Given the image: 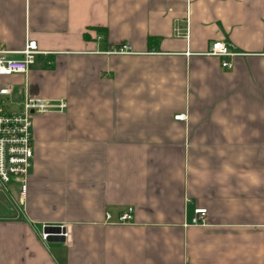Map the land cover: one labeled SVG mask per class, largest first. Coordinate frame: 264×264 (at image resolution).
Instances as JSON below:
<instances>
[{
    "label": "crops",
    "instance_id": "crops-1",
    "mask_svg": "<svg viewBox=\"0 0 264 264\" xmlns=\"http://www.w3.org/2000/svg\"><path fill=\"white\" fill-rule=\"evenodd\" d=\"M28 38L47 55L0 84L67 109L33 116L24 200L0 184V264H264V0H0V48Z\"/></svg>",
    "mask_w": 264,
    "mask_h": 264
},
{
    "label": "built area",
    "instance_id": "built-area-1",
    "mask_svg": "<svg viewBox=\"0 0 264 264\" xmlns=\"http://www.w3.org/2000/svg\"><path fill=\"white\" fill-rule=\"evenodd\" d=\"M129 52L130 48L127 46L115 50L116 54H128ZM40 54L44 52H41L38 43L30 38L19 52L0 48V79L27 75L35 64L36 57ZM207 55L221 59V66L230 70L233 68L234 59L243 54L224 42L216 41L211 45ZM13 94L12 86L0 84V184L5 191L13 185L17 186L24 200L35 163L33 116L50 112L63 113L67 109V103L59 101L52 104L46 100L26 98L19 110L14 111L10 109V105H13L10 99ZM176 119L184 120L185 116H177ZM111 219V215L108 214L107 220ZM133 221L134 210L129 208L118 217L117 223L131 224ZM193 223L201 226L208 225L207 211L205 209L196 210ZM45 227L42 228L40 237L47 242L48 234L44 232ZM61 227L65 229L64 237L67 240L68 229L65 226Z\"/></svg>",
    "mask_w": 264,
    "mask_h": 264
},
{
    "label": "water",
    "instance_id": "water-1",
    "mask_svg": "<svg viewBox=\"0 0 264 264\" xmlns=\"http://www.w3.org/2000/svg\"><path fill=\"white\" fill-rule=\"evenodd\" d=\"M44 232L48 234V243L62 244L66 242L64 237L65 229L61 226H46Z\"/></svg>",
    "mask_w": 264,
    "mask_h": 264
},
{
    "label": "clouds",
    "instance_id": "clouds-1",
    "mask_svg": "<svg viewBox=\"0 0 264 264\" xmlns=\"http://www.w3.org/2000/svg\"><path fill=\"white\" fill-rule=\"evenodd\" d=\"M228 171L229 172H234V170L231 169V168H229ZM240 179L241 180H245L250 185L256 186V187H258L262 182H264V181H262V179L259 176V174L254 172V171L242 173L241 176H240Z\"/></svg>",
    "mask_w": 264,
    "mask_h": 264
},
{
    "label": "trees",
    "instance_id": "trees-1",
    "mask_svg": "<svg viewBox=\"0 0 264 264\" xmlns=\"http://www.w3.org/2000/svg\"><path fill=\"white\" fill-rule=\"evenodd\" d=\"M101 31V30H100ZM157 39L156 38H150L149 39V46H154L157 43Z\"/></svg>",
    "mask_w": 264,
    "mask_h": 264
},
{
    "label": "rangeland",
    "instance_id": "rangeland-1",
    "mask_svg": "<svg viewBox=\"0 0 264 264\" xmlns=\"http://www.w3.org/2000/svg\"><path fill=\"white\" fill-rule=\"evenodd\" d=\"M10 109H13L14 111H17V109H19V107L14 104V106L13 105H10Z\"/></svg>",
    "mask_w": 264,
    "mask_h": 264
}]
</instances>
